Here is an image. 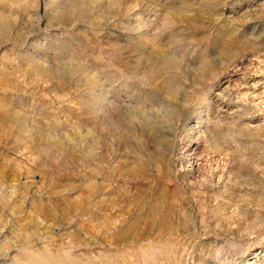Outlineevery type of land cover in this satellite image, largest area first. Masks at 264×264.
Instances as JSON below:
<instances>
[{
  "label": "rangeland",
  "instance_id": "1",
  "mask_svg": "<svg viewBox=\"0 0 264 264\" xmlns=\"http://www.w3.org/2000/svg\"><path fill=\"white\" fill-rule=\"evenodd\" d=\"M0 264H264V0H0Z\"/></svg>",
  "mask_w": 264,
  "mask_h": 264
}]
</instances>
